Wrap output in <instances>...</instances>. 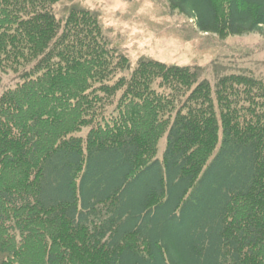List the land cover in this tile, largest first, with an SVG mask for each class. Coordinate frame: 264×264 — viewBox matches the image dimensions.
<instances>
[{
	"label": "trees",
	"instance_id": "16d2710c",
	"mask_svg": "<svg viewBox=\"0 0 264 264\" xmlns=\"http://www.w3.org/2000/svg\"><path fill=\"white\" fill-rule=\"evenodd\" d=\"M62 1L0 0V72L20 80L0 96V264H264V82L154 60L120 76L98 15L57 19ZM166 1L201 34L264 32V0ZM184 217L181 258L163 230Z\"/></svg>",
	"mask_w": 264,
	"mask_h": 264
},
{
	"label": "rangeland",
	"instance_id": "374dc122",
	"mask_svg": "<svg viewBox=\"0 0 264 264\" xmlns=\"http://www.w3.org/2000/svg\"><path fill=\"white\" fill-rule=\"evenodd\" d=\"M73 6L97 14L112 46L129 59V69L120 76H128L140 60H154L197 68L198 82L206 81L212 88L228 75H247L264 82V32L226 39L201 34L193 20L171 11L166 0H64L54 7L55 17L62 20ZM0 78V96L20 81L9 72H0ZM86 132L77 136H85ZM165 147L166 135L159 142L157 159ZM148 184L152 182L127 184L122 192L125 204L128 206V196L140 194ZM165 216L166 211L159 218L164 220ZM173 221H168L163 232L175 256L184 258L192 219Z\"/></svg>",
	"mask_w": 264,
	"mask_h": 264
}]
</instances>
